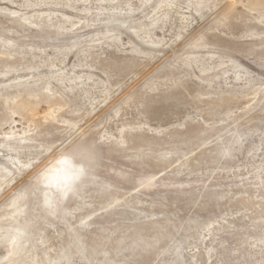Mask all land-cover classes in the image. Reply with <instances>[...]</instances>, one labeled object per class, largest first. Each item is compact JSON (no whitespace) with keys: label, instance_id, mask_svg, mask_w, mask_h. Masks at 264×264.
Wrapping results in <instances>:
<instances>
[{"label":"rangeland","instance_id":"rangeland-1","mask_svg":"<svg viewBox=\"0 0 264 264\" xmlns=\"http://www.w3.org/2000/svg\"><path fill=\"white\" fill-rule=\"evenodd\" d=\"M0 264H264V0H0Z\"/></svg>","mask_w":264,"mask_h":264},{"label":"clouds","instance_id":"clouds-1","mask_svg":"<svg viewBox=\"0 0 264 264\" xmlns=\"http://www.w3.org/2000/svg\"><path fill=\"white\" fill-rule=\"evenodd\" d=\"M62 159L66 162L65 166H67V162H70L73 158L70 156H65V157H62ZM76 181H77V178L75 176H69L68 182L67 184L64 185V188L71 187L72 185L76 183ZM58 190H61V189H58Z\"/></svg>","mask_w":264,"mask_h":264}]
</instances>
